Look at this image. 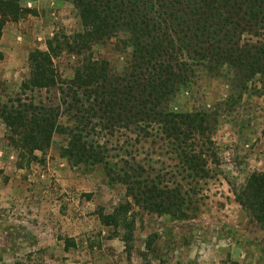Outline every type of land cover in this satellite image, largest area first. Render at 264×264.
<instances>
[{"label":"rangeland","instance_id":"obj_1","mask_svg":"<svg viewBox=\"0 0 264 264\" xmlns=\"http://www.w3.org/2000/svg\"><path fill=\"white\" fill-rule=\"evenodd\" d=\"M17 1L34 15L2 30L1 104L23 94L30 53L47 52L48 41L82 31L68 1ZM94 52L122 72L120 52L107 44ZM53 61L62 79L72 76L77 59L60 54ZM246 88L241 90L227 71L217 79L200 74L194 86L170 104L175 112L208 117L206 138L191 141L205 177L186 172L172 142L155 132L144 138L137 130L96 128L90 134L103 148L113 175L180 188L186 220L148 213L102 166L89 168L62 158L64 137L55 136L50 147L36 151L37 160L28 163L10 146L0 121V264H264V231L236 199L251 173H264V97L255 95L256 80ZM25 97L36 103L59 102L57 91L26 92ZM66 121L60 119L61 124ZM126 203L130 231L101 225L99 213L112 214ZM128 234L125 244L122 237Z\"/></svg>","mask_w":264,"mask_h":264},{"label":"trees","instance_id":"obj_2","mask_svg":"<svg viewBox=\"0 0 264 264\" xmlns=\"http://www.w3.org/2000/svg\"><path fill=\"white\" fill-rule=\"evenodd\" d=\"M65 1L77 12L82 31L53 38L47 52L29 54L23 94L8 104L0 103V121L10 146L30 163L37 160L36 151L50 147L55 136L64 137L62 158L89 168L102 166L106 176L123 183L127 195L148 213L188 219L182 211L185 199L180 188L139 181V176L113 175L103 148L90 134L96 128L137 130L144 138L155 132L172 142L186 172L205 177L191 141L206 138L208 117L175 112L170 104L194 86L200 74L217 79L224 71L244 91L246 84L256 80L255 95L264 97V0ZM30 15L34 12L17 0H0V39L5 25ZM106 44L124 57L121 73L109 60L95 57V47ZM60 54L77 59L66 80L53 61ZM33 91H57L59 102L36 103L25 97ZM62 117L67 118L65 124L60 123ZM236 199L264 231V173H251ZM129 206L119 205L109 215L99 213L101 225L130 231ZM129 240L130 234L122 237L125 244Z\"/></svg>","mask_w":264,"mask_h":264}]
</instances>
